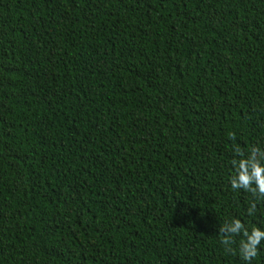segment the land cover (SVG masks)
I'll use <instances>...</instances> for the list:
<instances>
[{"label": "trees", "instance_id": "16d2710c", "mask_svg": "<svg viewBox=\"0 0 264 264\" xmlns=\"http://www.w3.org/2000/svg\"><path fill=\"white\" fill-rule=\"evenodd\" d=\"M251 147L264 0H0V264H249Z\"/></svg>", "mask_w": 264, "mask_h": 264}, {"label": "clouds", "instance_id": "9594fccd", "mask_svg": "<svg viewBox=\"0 0 264 264\" xmlns=\"http://www.w3.org/2000/svg\"><path fill=\"white\" fill-rule=\"evenodd\" d=\"M248 152L249 155L244 157L239 150L237 151L239 159H234L233 162L235 173L230 180L231 186L233 189H245L264 194V150L251 147ZM221 231L224 233L222 242L225 245L233 242L234 235L241 236L239 255L250 264V261L257 256L261 241L264 240V228L252 227L249 231L241 219L233 217L231 223L222 225Z\"/></svg>", "mask_w": 264, "mask_h": 264}]
</instances>
